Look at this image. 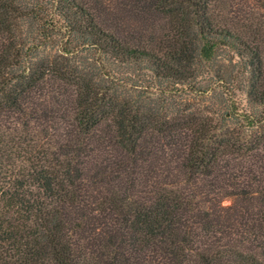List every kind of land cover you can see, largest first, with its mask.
Masks as SVG:
<instances>
[{"label":"trees","instance_id":"obj_1","mask_svg":"<svg viewBox=\"0 0 264 264\" xmlns=\"http://www.w3.org/2000/svg\"><path fill=\"white\" fill-rule=\"evenodd\" d=\"M0 264H264V0H0Z\"/></svg>","mask_w":264,"mask_h":264},{"label":"rangeland","instance_id":"obj_2","mask_svg":"<svg viewBox=\"0 0 264 264\" xmlns=\"http://www.w3.org/2000/svg\"><path fill=\"white\" fill-rule=\"evenodd\" d=\"M239 98H240V101H242L243 104L246 105V100H245L244 96H240ZM231 204H232V200L231 199H226L223 202L224 206H230Z\"/></svg>","mask_w":264,"mask_h":264}]
</instances>
